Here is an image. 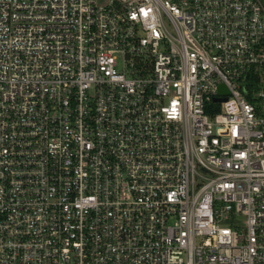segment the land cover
I'll list each match as a JSON object with an SVG mask.
<instances>
[{"label": "built area", "instance_id": "obj_1", "mask_svg": "<svg viewBox=\"0 0 264 264\" xmlns=\"http://www.w3.org/2000/svg\"><path fill=\"white\" fill-rule=\"evenodd\" d=\"M0 264H264V0H0Z\"/></svg>", "mask_w": 264, "mask_h": 264}, {"label": "water", "instance_id": "obj_2", "mask_svg": "<svg viewBox=\"0 0 264 264\" xmlns=\"http://www.w3.org/2000/svg\"><path fill=\"white\" fill-rule=\"evenodd\" d=\"M219 92H220V93H227V89H226V87L224 86V84H220V85H219Z\"/></svg>", "mask_w": 264, "mask_h": 264}, {"label": "rangeland", "instance_id": "obj_3", "mask_svg": "<svg viewBox=\"0 0 264 264\" xmlns=\"http://www.w3.org/2000/svg\"><path fill=\"white\" fill-rule=\"evenodd\" d=\"M170 28V27H169Z\"/></svg>", "mask_w": 264, "mask_h": 264}]
</instances>
